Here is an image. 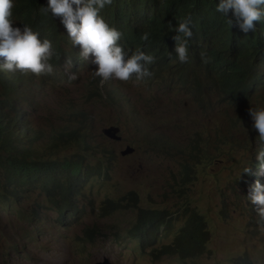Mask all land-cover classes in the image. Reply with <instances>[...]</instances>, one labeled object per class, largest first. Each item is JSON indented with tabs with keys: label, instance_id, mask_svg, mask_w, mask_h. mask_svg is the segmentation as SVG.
Segmentation results:
<instances>
[{
	"label": "clouds",
	"instance_id": "obj_1",
	"mask_svg": "<svg viewBox=\"0 0 264 264\" xmlns=\"http://www.w3.org/2000/svg\"><path fill=\"white\" fill-rule=\"evenodd\" d=\"M20 5L21 0H0V91L15 89L38 100L37 109L26 108L33 121L29 129L37 133L30 142H38V112L54 106L60 89L92 77L115 97L127 127L138 122L136 127L156 140L152 145L162 143V137L154 136L164 134L148 126L138 106L146 105L144 91L168 79V89L182 94L176 99L182 109L190 105V111L208 114L209 120L224 106V118L229 119L210 128L211 146L194 144L196 154L190 149L188 155H197L202 145L206 160L231 156L228 161L239 170L230 186L243 196L247 214L253 213L254 222L264 228V0H34L29 10H21ZM27 17L39 27L52 26L50 38L33 31L32 23L21 21ZM236 87L239 96L232 98L229 93ZM194 94L206 99L205 106L193 99ZM0 133L15 140L16 146L24 142L7 110H0ZM220 135L225 137L215 140ZM188 162L182 165L188 168ZM179 173L172 174V184ZM19 194L8 201L38 198L35 205L29 203L34 216L23 215L31 227L29 237L43 212L52 211L54 223L69 232L66 240L76 244L77 254L109 238L98 222H86L85 197L72 201L38 190L30 196ZM230 204L234 211H229L237 212L238 203L222 193L221 207ZM99 210L98 218L105 220ZM127 239L135 242L139 253H149L141 251L138 240ZM7 245L22 261L24 257L35 261L20 239L9 236ZM93 264L116 263L104 257Z\"/></svg>",
	"mask_w": 264,
	"mask_h": 264
},
{
	"label": "rangeland",
	"instance_id": "obj_2",
	"mask_svg": "<svg viewBox=\"0 0 264 264\" xmlns=\"http://www.w3.org/2000/svg\"><path fill=\"white\" fill-rule=\"evenodd\" d=\"M84 83V79H79L74 84L60 89L58 100L75 99L77 107L83 110L84 114L94 115L95 131L98 132L96 134L98 136L101 134L104 141L108 140L110 143L106 146L110 145L114 150L112 164H105L108 169L107 176L89 181L83 188L85 198L82 200L88 210L86 222H98L102 230L108 233L109 238L99 240L89 250L77 254L76 244L66 240L69 232L67 234L54 223L52 211L43 212L34 233L28 236L31 227L23 215L25 212L31 213V206L35 205L37 196L30 197L29 201L21 198L19 202H0V264H93L104 257H109L116 264H177L174 257L154 261L149 253L141 254L137 251L135 242L126 237V231L134 218L133 212L120 210L105 220L98 218L96 212L102 206V201L106 199L116 201L133 190L140 194L141 199L155 197L154 202H141L144 207L159 206L169 212L175 210L178 212L187 198L193 207L201 211L200 213L207 218L210 230L208 249L211 254H206L200 264H231L228 260L233 254H247L254 264H264V236H261L260 231L257 233L252 231L253 227L249 222L253 220L247 216L243 196L241 193L237 196L235 192L237 188L230 186L239 170L235 163L228 161L231 156H209L210 158L206 160L203 157L194 158L188 154L184 156L167 149L155 148L149 145L151 138L146 137L148 134L146 129L136 127L138 122L136 126L115 125L119 129L116 134L119 140H113L101 132L115 124L117 118L113 110L102 102H96L95 105L89 102L84 104V107L81 106L84 93H87L82 87ZM168 85L169 80L164 79L160 81L159 86L154 84L151 89L144 91L143 97L146 99L142 101L146 100V105L138 108L149 127L162 132L167 139L177 144L178 152L181 150L188 153L191 143L204 144L210 128L222 124L223 120L229 117L224 118V106L209 120L208 114L202 115L199 111L195 114L190 111L192 109L190 105L182 109L183 104L176 100L182 94L170 91ZM137 90L135 87L132 94L136 95ZM41 114L44 113L39 111L38 115ZM121 119L124 120V117L121 116ZM53 122L60 124L57 120ZM239 139L243 140V134H240ZM127 146L134 151L128 155H121ZM201 147L202 145L200 149ZM186 161H189L188 167L194 174L183 195L186 198H183L182 195H178L183 194L180 189L174 193L170 186L172 174L183 170L181 165L186 164ZM222 193L224 198L229 196L231 201L238 203L237 212L228 210L227 218L221 215ZM180 222H175L168 238L159 240L158 246L169 242ZM117 235L119 240H115ZM9 236L25 242L35 261L27 260L24 255L22 261L21 256L16 254L17 251L12 247L8 248Z\"/></svg>",
	"mask_w": 264,
	"mask_h": 264
},
{
	"label": "trees",
	"instance_id": "obj_3",
	"mask_svg": "<svg viewBox=\"0 0 264 264\" xmlns=\"http://www.w3.org/2000/svg\"><path fill=\"white\" fill-rule=\"evenodd\" d=\"M34 0H21L20 9L29 10ZM34 18H21V21L32 23ZM32 30L41 36L50 38V25H36L32 23ZM38 26L39 28H36ZM88 80V81H87ZM87 81V82H86ZM151 80L150 82H152ZM224 85H228L225 83ZM82 87L87 90L84 93L83 106L89 102L94 105L96 102H102L106 107L113 110L117 120L114 125L126 124L121 109L114 103L115 97L100 87L95 79L87 77ZM238 87L230 91L229 96L237 98ZM59 94V91L57 92ZM193 99L205 106L206 99L197 95H193ZM259 102V100H255ZM38 100L32 99L22 91L15 89H4L0 91V110H7L12 113V117L16 125L20 128L21 139L23 144L16 146L15 140H9L0 133V200L7 202L8 199H18L22 194L30 196L31 192L39 191V193L50 194V197L58 196L61 199H69L77 201L80 197L84 198L83 188L93 178H101L107 176L108 169L105 164H112L114 150L110 142L101 138L94 126L95 116L84 114L83 110L77 107L75 99H66L53 101L54 106L45 108L44 114L38 117L39 137L38 142H30V138L37 133L30 130L33 124L31 116H26V108L37 109L35 104ZM84 107V106H83ZM43 120L40 121V118ZM57 120L58 123L53 122ZM61 121V122H60ZM133 122H135L133 120ZM102 123V122H100ZM101 126V125H100ZM219 128V127H217ZM216 129V128H215ZM250 133V130H249ZM147 137V135H146ZM154 137H162L164 142L156 145V140L150 139V146L155 148H163L168 151L176 152V154L184 155V151H179L178 145L171 140L156 135ZM225 136H217L215 140L223 139ZM208 146H211V138L208 135L205 139ZM161 144V145H160ZM191 150L194 152L197 148L193 143L190 144ZM198 154L194 158L203 157L207 159L205 150H197ZM186 154H191L186 153ZM184 171H180L178 177L174 176V184L171 190L174 193L180 189L184 195L186 185L191 182V171L184 167ZM164 197V196H163ZM148 199H141L140 194L136 191H130L126 195L121 196L118 200L112 201L106 199L101 203V216L108 217L114 212L123 210L134 213V218L127 230V237L134 238L139 241L141 251L151 254L153 259L160 260L162 258L174 257L177 264H200L201 259L206 255H210L208 249L210 241V230L207 225V218L202 215L196 207H193L186 197V203L180 207V210L174 215L164 207L141 205V202H154L153 196ZM79 208V206L77 207ZM83 216L85 212L79 208ZM232 210L230 207L223 206L221 215L227 218V211ZM35 209L30 216H34ZM242 216L244 214H241ZM252 218V231L264 234V228L258 225L256 217L250 212L247 214ZM29 216V217H30ZM180 222L178 228L174 231L169 242L157 245V242L168 238L173 230L175 222ZM116 238H119L118 235ZM233 254L228 260L231 264H254L252 259L247 255Z\"/></svg>",
	"mask_w": 264,
	"mask_h": 264
},
{
	"label": "water",
	"instance_id": "obj_4",
	"mask_svg": "<svg viewBox=\"0 0 264 264\" xmlns=\"http://www.w3.org/2000/svg\"><path fill=\"white\" fill-rule=\"evenodd\" d=\"M102 133L113 140H119L118 135H116L118 133V129L116 127L105 128L102 130ZM132 151V148L127 147L124 151L121 152V155H128Z\"/></svg>",
	"mask_w": 264,
	"mask_h": 264
}]
</instances>
